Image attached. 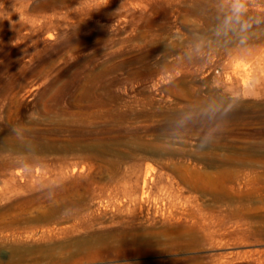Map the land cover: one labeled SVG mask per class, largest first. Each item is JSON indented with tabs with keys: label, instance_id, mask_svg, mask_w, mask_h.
<instances>
[{
	"label": "rangeland",
	"instance_id": "374dc122",
	"mask_svg": "<svg viewBox=\"0 0 264 264\" xmlns=\"http://www.w3.org/2000/svg\"><path fill=\"white\" fill-rule=\"evenodd\" d=\"M246 3L0 0V264H264Z\"/></svg>",
	"mask_w": 264,
	"mask_h": 264
},
{
	"label": "clouds",
	"instance_id": "9594fccd",
	"mask_svg": "<svg viewBox=\"0 0 264 264\" xmlns=\"http://www.w3.org/2000/svg\"><path fill=\"white\" fill-rule=\"evenodd\" d=\"M248 10V6L246 3V0H231V8H230V15L228 17H226V22L230 23V22H240L242 20V17L247 13ZM260 19L257 18L256 19V23L260 24ZM251 27V25L247 22H244L241 24V30L242 31H247L249 28ZM247 37H242L241 38V42H243L244 40H246ZM234 103H238V98H235V102ZM231 107H233V105L229 106V109H231ZM227 111V110H226ZM32 113H29V118L32 117ZM13 131L15 132L16 130L13 129ZM209 139L210 138H206L200 145L201 148H204L207 146V144L209 143Z\"/></svg>",
	"mask_w": 264,
	"mask_h": 264
},
{
	"label": "bare ground",
	"instance_id": "6f19581e",
	"mask_svg": "<svg viewBox=\"0 0 264 264\" xmlns=\"http://www.w3.org/2000/svg\"><path fill=\"white\" fill-rule=\"evenodd\" d=\"M70 2V1H69ZM60 4V3H59ZM53 11V10H52ZM149 55V54H148ZM142 58V57H141ZM100 95V94H99ZM203 109V108H202ZM206 110V109H205ZM207 111V110H206ZM188 113V112H187ZM251 118H252V116H251ZM19 124V123H18ZM49 126V125H48ZM21 129V128H20ZM19 129V130H20ZM29 129V128H28ZM18 130V129H17ZM48 132V131H47ZM14 133V132H13ZM21 133V132H20ZM25 133H26V131H25ZM42 133V132H41ZM58 133V132H57ZM23 134V133H22ZM34 134V133H33ZM39 134V133H38ZM24 135V134H23ZM6 137V136H5ZM97 141V140H96ZM10 142V141H9ZM26 142V141H25ZM7 144V143H6ZM54 146V145H53ZM54 148V147H53ZM56 149V148H55ZM84 149V148H83ZM92 150V149H91ZM52 151H53V149H52ZM11 152V151H10ZM9 152V153H10ZM61 152V151H60ZM45 159V158H44ZM44 161V160H43ZM145 193V192H144ZM143 193V194H144ZM147 194V193H146ZM145 195V194H144ZM64 208V207H63ZM60 211V210H59ZM56 214V213H55ZM120 227H122V226H120ZM144 229V228H143ZM142 229V230H143ZM119 232V231H118ZM129 232V231H128ZM120 234V233H119ZM123 234V233H122ZM122 234H120V235H122ZM124 236V235H123ZM128 236V235H127ZM99 237V236H98ZM120 238H121V236H120ZM92 239V238H91ZM105 239V238H104ZM140 239V238H139ZM124 240H125V238H124ZM146 240H147V238H146ZM100 241V240H99ZM122 241V240H121ZM105 243V242H104ZM110 243V242H109ZM109 243L107 244V245H109ZM113 243V242H112ZM126 244V243H125ZM155 245V244H154ZM34 246V245H33ZM32 247V246H31ZM146 247V246H145ZM148 248V247H147ZM107 250H108V248H107ZM152 252V251H151ZM150 253V252H149ZM129 254H130V252H129ZM67 258V257H66ZM104 262V261H103ZM91 263V262H90ZM105 263V262H104ZM96 264V263H95Z\"/></svg>",
	"mask_w": 264,
	"mask_h": 264
}]
</instances>
